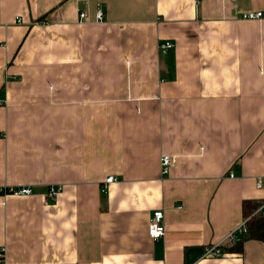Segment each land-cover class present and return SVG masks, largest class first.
Listing matches in <instances>:
<instances>
[{"label": "crops", "instance_id": "crops-1", "mask_svg": "<svg viewBox=\"0 0 264 264\" xmlns=\"http://www.w3.org/2000/svg\"><path fill=\"white\" fill-rule=\"evenodd\" d=\"M252 12L264 0H0V187L32 190L0 198L2 264H264L252 240L203 258L244 201L264 208Z\"/></svg>", "mask_w": 264, "mask_h": 264}, {"label": "built area", "instance_id": "built-area-1", "mask_svg": "<svg viewBox=\"0 0 264 264\" xmlns=\"http://www.w3.org/2000/svg\"><path fill=\"white\" fill-rule=\"evenodd\" d=\"M197 1V0H196ZM264 18V14L262 12H252L247 13L242 16L244 20H262ZM104 19L103 12L101 7L98 5L95 11V22L102 23ZM79 21L85 23L88 21V17L86 13L81 12L79 14ZM172 47L170 42H164L160 44L159 49L162 53H165ZM173 167V158L164 156L161 158V173L168 174L170 169ZM116 180L113 177L106 178L101 186L102 193L106 191V189L114 183ZM261 182H258L257 186L260 187ZM62 191V188L59 186H51L48 188L46 196L48 198H56ZM9 195L13 196H31L32 190L28 187H18V188H7L0 187V198L6 197ZM259 211H264V208H260ZM246 220L238 226L235 230L230 232L225 239L217 245H211L204 248L203 258H221L224 257L225 254L222 250L223 246H232L237 243L244 234H246ZM165 235V227L163 222V212L155 211L148 223V236L151 240L156 241L163 238ZM4 259V250H0V264H2Z\"/></svg>", "mask_w": 264, "mask_h": 264}, {"label": "trees", "instance_id": "trees-1", "mask_svg": "<svg viewBox=\"0 0 264 264\" xmlns=\"http://www.w3.org/2000/svg\"><path fill=\"white\" fill-rule=\"evenodd\" d=\"M261 203L258 201H244L242 213L246 220L247 232L240 240L230 247H223V251L240 254L242 245L246 241H259L264 244V211H258Z\"/></svg>", "mask_w": 264, "mask_h": 264}]
</instances>
